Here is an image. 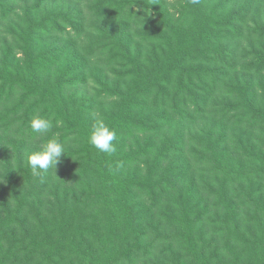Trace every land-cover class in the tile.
<instances>
[{"label": "trees", "instance_id": "16d2710c", "mask_svg": "<svg viewBox=\"0 0 264 264\" xmlns=\"http://www.w3.org/2000/svg\"><path fill=\"white\" fill-rule=\"evenodd\" d=\"M0 264H264V0H0Z\"/></svg>", "mask_w": 264, "mask_h": 264}, {"label": "clouds", "instance_id": "9594fccd", "mask_svg": "<svg viewBox=\"0 0 264 264\" xmlns=\"http://www.w3.org/2000/svg\"><path fill=\"white\" fill-rule=\"evenodd\" d=\"M195 2V0H193ZM30 128L34 133L43 134L53 128L51 119L36 114L30 120ZM116 139V132L103 119L94 123L89 130V143L101 153L112 154L116 148L113 141ZM66 153L63 143L53 136L43 143L39 150L27 153V162L33 172L48 171L55 168L61 160L62 154Z\"/></svg>", "mask_w": 264, "mask_h": 264}, {"label": "rangeland", "instance_id": "374dc122", "mask_svg": "<svg viewBox=\"0 0 264 264\" xmlns=\"http://www.w3.org/2000/svg\"><path fill=\"white\" fill-rule=\"evenodd\" d=\"M20 54V53H19Z\"/></svg>", "mask_w": 264, "mask_h": 264}]
</instances>
